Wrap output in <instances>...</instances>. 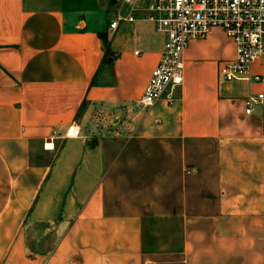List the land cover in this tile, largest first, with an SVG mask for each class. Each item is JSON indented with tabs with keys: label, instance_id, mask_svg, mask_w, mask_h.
Returning <instances> with one entry per match:
<instances>
[{
	"label": "crops",
	"instance_id": "crops-1",
	"mask_svg": "<svg viewBox=\"0 0 264 264\" xmlns=\"http://www.w3.org/2000/svg\"><path fill=\"white\" fill-rule=\"evenodd\" d=\"M165 42L124 0H0V264H264V83L218 78L212 27L145 110Z\"/></svg>",
	"mask_w": 264,
	"mask_h": 264
},
{
	"label": "built area",
	"instance_id": "built-area-1",
	"mask_svg": "<svg viewBox=\"0 0 264 264\" xmlns=\"http://www.w3.org/2000/svg\"><path fill=\"white\" fill-rule=\"evenodd\" d=\"M132 8H142L166 34L159 64L152 71L140 105L149 110L159 100L175 104L176 90L183 82V53L189 41L203 39L212 27L221 28L235 44V57L219 65L222 80H246L264 83V76L251 74L250 66L264 53V0H124ZM129 20H134L130 15ZM118 20L111 23L116 27ZM263 93L244 97L245 113L253 112ZM80 125L73 121L64 132L54 129L45 147H54L55 139L83 137ZM189 173V170H185ZM75 264V263H71Z\"/></svg>",
	"mask_w": 264,
	"mask_h": 264
},
{
	"label": "rangeland",
	"instance_id": "rangeland-1",
	"mask_svg": "<svg viewBox=\"0 0 264 264\" xmlns=\"http://www.w3.org/2000/svg\"><path fill=\"white\" fill-rule=\"evenodd\" d=\"M158 264H182V261L181 258L177 256H166L160 258V262Z\"/></svg>",
	"mask_w": 264,
	"mask_h": 264
}]
</instances>
